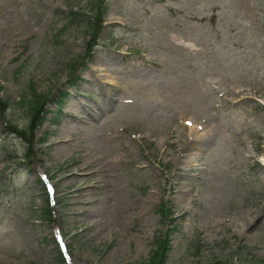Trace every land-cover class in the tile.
<instances>
[{"label":"rangeland","instance_id":"1","mask_svg":"<svg viewBox=\"0 0 264 264\" xmlns=\"http://www.w3.org/2000/svg\"><path fill=\"white\" fill-rule=\"evenodd\" d=\"M71 1L0 0V264H140L161 236L165 264H264V228L241 231L258 208L264 225V0H109L90 59L86 27L63 26ZM34 86L52 111L22 159L9 124ZM82 103L84 119L103 108L96 160L117 201L95 234L66 209L83 146L53 143Z\"/></svg>","mask_w":264,"mask_h":264},{"label":"bare ground","instance_id":"2","mask_svg":"<svg viewBox=\"0 0 264 264\" xmlns=\"http://www.w3.org/2000/svg\"><path fill=\"white\" fill-rule=\"evenodd\" d=\"M82 106L85 107V104L82 103L80 105V110L76 111L75 114H72V119L74 121L71 119V122L64 126V128L61 130V132H59L57 136L58 139H56L53 143L56 146V152L62 150L65 154H70L71 151L79 148L78 143L84 139V142L81 145L83 146V149L85 151V159L79 164V186H75L76 188L74 189V193L70 195L69 198H67L66 201L68 206L66 209L67 211L71 212V215H73V213H77L78 215L82 216L78 219V221L83 224L84 222H88L89 224H86L85 227L88 229L94 227L93 234H95L99 233L102 229H104L106 224L109 223V221H107V218H104L109 214H107L108 209L116 206L115 204L117 203V201H115L116 199L114 195H111L110 197V190L109 188H107L105 178H103L104 174H106L105 172L107 171L106 167L102 165L98 160H96V156H98V152L101 148V142L103 140V135L99 133L97 123L99 115L101 114L103 108L101 105L96 106V109H92L91 107L90 109L88 107V111L86 110V114L88 115V117L84 119L85 116H83L80 112ZM75 120H83V123L86 125L85 127L84 124H74L76 125V129H83V127L86 128V132L82 133V135L78 137V141L74 139L73 136H71V131L74 126L73 122H75ZM189 154H191V151ZM92 160H94L95 163ZM96 161H98L99 165L96 164ZM91 162H93V164ZM90 163L92 165H90ZM73 173H75V175L77 174L76 171H73ZM90 188H99V190L94 189L93 191H91ZM91 195H95L96 197H93L92 199ZM213 200V196L210 195L200 197V202L204 203V211H207L212 215L214 214V205H212ZM90 201L92 207H90V209H87L86 205L89 204ZM113 201L115 203L112 204ZM260 210L261 208H258L253 213L249 211L248 215L242 216L243 223L241 226V231L245 236L254 238V236L258 237V235L261 234L264 225H261L262 214H260ZM71 215L70 217L72 219ZM231 222L235 225L237 224L235 218L231 219Z\"/></svg>","mask_w":264,"mask_h":264},{"label":"trees","instance_id":"3","mask_svg":"<svg viewBox=\"0 0 264 264\" xmlns=\"http://www.w3.org/2000/svg\"><path fill=\"white\" fill-rule=\"evenodd\" d=\"M88 13L85 14V17L81 16L84 22V26L88 27L89 33H90V39L87 42V51L90 53V51L93 49L92 47L96 44L97 41V35L99 31L101 30V19L102 14L105 11L107 5L105 3V0H88ZM73 6H70V14L68 18V24L77 23V20L79 19L80 14H83L84 12V6H80L79 9H76L73 11ZM80 18V19H81ZM28 121L26 125L21 128H14V131L19 133V135L24 138V140L28 141L29 143L32 142L33 138V131L36 128V125L39 124L42 121V113L44 111V103L46 99L49 96V92L46 91H36L35 86L32 87L30 93H28ZM23 101V100H22ZM1 107H6V101L1 102ZM10 125V124H9ZM11 126V125H10ZM28 155V154H27ZM159 208L161 210V213L163 216L166 217L167 213L170 212L169 208H166V206L161 203L159 205ZM47 211L45 209L44 213ZM155 247L152 250L151 256L148 258L147 261L140 262V264H164L166 255L169 249V240L165 236L156 237L155 240ZM216 264H221L217 262Z\"/></svg>","mask_w":264,"mask_h":264}]
</instances>
